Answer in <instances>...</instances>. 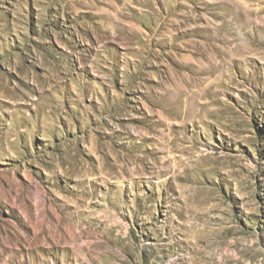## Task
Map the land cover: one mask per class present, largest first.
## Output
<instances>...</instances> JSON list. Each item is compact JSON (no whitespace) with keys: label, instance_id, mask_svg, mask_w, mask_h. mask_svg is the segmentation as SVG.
Wrapping results in <instances>:
<instances>
[{"label":"rangeland","instance_id":"1","mask_svg":"<svg viewBox=\"0 0 264 264\" xmlns=\"http://www.w3.org/2000/svg\"><path fill=\"white\" fill-rule=\"evenodd\" d=\"M0 264H264V0H0Z\"/></svg>","mask_w":264,"mask_h":264}]
</instances>
